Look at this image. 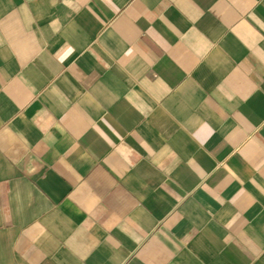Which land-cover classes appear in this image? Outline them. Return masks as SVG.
Wrapping results in <instances>:
<instances>
[{
  "label": "crops",
  "instance_id": "0c3cea01",
  "mask_svg": "<svg viewBox=\"0 0 264 264\" xmlns=\"http://www.w3.org/2000/svg\"><path fill=\"white\" fill-rule=\"evenodd\" d=\"M0 264H264V0H0Z\"/></svg>",
  "mask_w": 264,
  "mask_h": 264
}]
</instances>
